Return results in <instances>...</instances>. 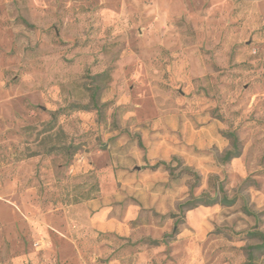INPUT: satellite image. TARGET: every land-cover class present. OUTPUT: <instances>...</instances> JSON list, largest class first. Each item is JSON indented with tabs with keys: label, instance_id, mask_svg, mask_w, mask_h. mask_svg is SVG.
<instances>
[{
	"label": "rangeland",
	"instance_id": "rangeland-1",
	"mask_svg": "<svg viewBox=\"0 0 264 264\" xmlns=\"http://www.w3.org/2000/svg\"><path fill=\"white\" fill-rule=\"evenodd\" d=\"M0 201V264H263L264 0H0Z\"/></svg>",
	"mask_w": 264,
	"mask_h": 264
},
{
	"label": "crops",
	"instance_id": "crops-1",
	"mask_svg": "<svg viewBox=\"0 0 264 264\" xmlns=\"http://www.w3.org/2000/svg\"><path fill=\"white\" fill-rule=\"evenodd\" d=\"M17 212L18 211L13 209V207L10 204L0 201V225L3 226V230L7 234L14 235L22 227L28 226L27 221H25L23 218L18 217L19 214ZM105 214L106 213L104 211L99 212L96 215L93 223H90V224L97 229L100 228V226H103L102 227L103 230H111V229L115 230L120 236H123V237H128L133 234V230H131V228L127 224V221L117 222V223L112 222V221L102 222L100 218L103 217ZM130 215L131 213L127 216L128 220L130 219ZM38 227L39 229L36 231L37 234L40 237L44 238L45 240H48V235L45 234L46 232L43 229V227L41 225H39ZM49 245H50V242H49ZM74 254L76 256H80L79 252H77L76 250H74ZM142 255H144L142 252H137L136 254H134V256H137L136 257L137 262L133 264H145V261H143L142 259L143 257ZM26 264H31V263L26 262ZM107 264H120V262L119 260L115 259V260L108 262Z\"/></svg>",
	"mask_w": 264,
	"mask_h": 264
},
{
	"label": "trees",
	"instance_id": "trees-1",
	"mask_svg": "<svg viewBox=\"0 0 264 264\" xmlns=\"http://www.w3.org/2000/svg\"><path fill=\"white\" fill-rule=\"evenodd\" d=\"M230 136L232 137L233 146H236V142H237L236 137L234 135H232V134ZM231 154H232V151H227L226 154H225V159H229L230 157H232ZM160 165H162L165 168L169 169L170 170V174H172V168L165 161H157L153 165H151L150 168L151 169H156ZM194 176H195V178H197V174H194ZM196 201L197 202H201L202 204H205V205L211 204V203H215V202H220V203L225 204V205H230V204H232L234 202V199L233 198L232 199H228L225 195L221 196L220 198L215 196V197H209V198H206V199H202V196H200V197H197L195 199L188 200L185 203L179 204L178 205V209L180 211H183L184 209L192 208V207L195 206ZM245 210H246V212H248L247 209H245ZM177 232H178L177 231V227H176V225H174L173 234H175ZM173 234H170L169 236H173ZM247 234L250 235V236H259L261 238V240H262L261 243L253 245L252 248L260 249V248L264 247V234L262 232L257 231V230H252V231H248ZM166 236H168V235H166ZM248 257L250 258L248 264H254L252 262V260H251L252 256L250 254H248Z\"/></svg>",
	"mask_w": 264,
	"mask_h": 264
},
{
	"label": "built area",
	"instance_id": "built-area-1",
	"mask_svg": "<svg viewBox=\"0 0 264 264\" xmlns=\"http://www.w3.org/2000/svg\"><path fill=\"white\" fill-rule=\"evenodd\" d=\"M39 243H40V241H37V242L35 243V245H39Z\"/></svg>",
	"mask_w": 264,
	"mask_h": 264
}]
</instances>
